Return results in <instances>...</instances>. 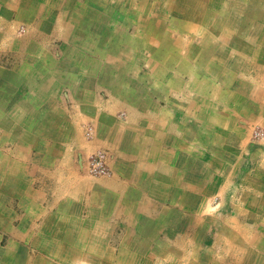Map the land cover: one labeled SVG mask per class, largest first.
Listing matches in <instances>:
<instances>
[{
    "label": "crops",
    "instance_id": "obj_1",
    "mask_svg": "<svg viewBox=\"0 0 264 264\" xmlns=\"http://www.w3.org/2000/svg\"><path fill=\"white\" fill-rule=\"evenodd\" d=\"M216 2L0 0V264H264V0Z\"/></svg>",
    "mask_w": 264,
    "mask_h": 264
},
{
    "label": "built area",
    "instance_id": "obj_2",
    "mask_svg": "<svg viewBox=\"0 0 264 264\" xmlns=\"http://www.w3.org/2000/svg\"><path fill=\"white\" fill-rule=\"evenodd\" d=\"M93 135V129L90 127L87 130V136L91 137ZM257 137L262 136L261 132H258ZM86 167L88 169L89 174L93 176H104L109 175L110 170L107 164V155L105 152H97L96 154L92 155L86 161Z\"/></svg>",
    "mask_w": 264,
    "mask_h": 264
},
{
    "label": "rangeland",
    "instance_id": "obj_3",
    "mask_svg": "<svg viewBox=\"0 0 264 264\" xmlns=\"http://www.w3.org/2000/svg\"><path fill=\"white\" fill-rule=\"evenodd\" d=\"M221 2H223V6H225V5L229 6L231 3L234 5V4H236V2H238L239 5H244V13H243V11H240V10L239 11H235L236 8L233 7L234 11H232V15H233L234 18H236V17L239 18V16L241 17L243 15L244 16L245 15L246 16L252 15V8L251 7H255L254 5H252L251 0H248V1L247 0H217L216 4L220 6ZM247 7L248 8L250 7V9H247ZM228 12L229 11H227L226 13L228 14ZM226 13H224V14L218 13V17L221 20L224 21V20H226V19H224V16L226 15ZM220 16H222V17H220ZM219 18H218V20H220ZM21 30H23V28H21Z\"/></svg>",
    "mask_w": 264,
    "mask_h": 264
},
{
    "label": "bare ground",
    "instance_id": "obj_4",
    "mask_svg": "<svg viewBox=\"0 0 264 264\" xmlns=\"http://www.w3.org/2000/svg\"><path fill=\"white\" fill-rule=\"evenodd\" d=\"M188 2H190V1H188ZM191 3V2H190ZM11 254V253H10ZM13 256V255H12ZM4 258V257H3Z\"/></svg>",
    "mask_w": 264,
    "mask_h": 264
}]
</instances>
